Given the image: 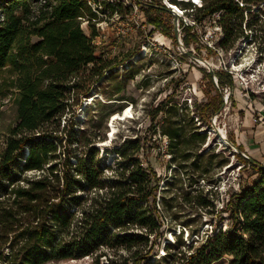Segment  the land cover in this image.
<instances>
[{"label":"trees","instance_id":"trees-1","mask_svg":"<svg viewBox=\"0 0 264 264\" xmlns=\"http://www.w3.org/2000/svg\"><path fill=\"white\" fill-rule=\"evenodd\" d=\"M238 1L242 5L236 0H203L199 13L200 18L220 13L219 45L224 50L247 40L244 14L264 4ZM100 3L111 13L123 12L121 6ZM96 17L86 0H0V98L14 93L16 112L0 150V264L84 257L92 264H213L223 258L228 264H264V164L244 159L240 146L235 156L241 169L249 167L256 178L228 191L219 211L227 214L225 228L215 225L210 235L195 245L188 243L185 250L180 231L174 242L164 244L162 261H153L163 227L176 222L177 206L204 214L215 211L213 193L220 182L210 171L228 160L203 152L207 134L195 117L219 114L223 88L234 83L229 74L216 72L215 84L209 74L214 95L207 92L208 99L196 112L174 101L173 90L147 113L152 136L126 137L111 151L105 148L100 161L95 143L104 137L78 135L82 130L75 129L76 111L108 75L129 70L134 52L119 63L98 53L93 41L98 35ZM83 20L88 21L89 34L81 27ZM244 28L252 32L254 25L248 21ZM178 86L177 81L174 88ZM156 130L160 142L167 139L168 168L173 166L164 186L151 162L141 158L144 140H152ZM157 148L161 152L162 146ZM107 154L114 158L111 163ZM185 227L189 237L198 236L199 227Z\"/></svg>","mask_w":264,"mask_h":264},{"label":"rangeland","instance_id":"rangeland-1","mask_svg":"<svg viewBox=\"0 0 264 264\" xmlns=\"http://www.w3.org/2000/svg\"><path fill=\"white\" fill-rule=\"evenodd\" d=\"M124 1L115 0V3L119 5L121 3L122 5ZM141 10L143 14L140 19L147 21L150 24L149 28L143 30L141 24L139 26L132 24L126 14L127 11L123 10L121 14L120 12L117 15L107 14L105 21L97 28L98 36L94 38L98 53H103L107 59H112L114 63H119L127 55L134 52L133 58L128 62L131 66L129 70L124 72L120 68L118 73L108 75V78L92 91L93 94L97 93L100 97L76 111L75 129L82 130L78 135L84 133L86 138L90 139L91 134L96 133L101 138L104 137V140H96L95 143V146L99 148L98 160L100 161L104 160L100 156L105 148L111 151L115 144L126 137L133 138L137 134L142 137L152 136L153 131L147 113L151 107H154L159 100L172 93L173 90L174 101L189 112H196L197 106L206 102L209 97L208 94L210 97L214 95V91L208 84L210 73L197 60H207L215 64L218 54L214 51L207 53L198 42L196 44L193 37L189 38L188 36L183 39V44L187 46V49H189L190 44H195L193 53L188 52L192 56L179 53L176 50L173 38L171 17L162 11H152L143 7ZM263 11L264 5L260 10L253 7L251 15L244 14L242 30L244 34H248L247 40H240L235 43L233 49L224 50L222 54V63L228 67L232 64L234 65L233 69L244 72L243 76L246 83L241 85L233 81V88L228 86L223 88L224 94V89H228L229 99L227 103H224L219 114L205 117L202 120L197 113V117L200 119V124L198 122L197 124L200 130L205 131L207 134L203 152L210 151V153L218 154L219 160H228V164L224 167L210 171V174L214 178H219L220 182L218 192L213 193L216 199L215 211L212 214H204L199 209L191 208L188 205L177 206L179 211L176 222H173L174 226L172 228L163 227V236L157 241V255L153 257V261H156V263L162 261L160 257L164 254V244L171 242V240L174 242L176 240L175 235L179 234L180 231L183 232L182 241L185 244V248H182V250H185L187 249L186 245L191 242L193 245L200 243L202 237L210 235L215 225L221 223L225 228L227 214L219 213V211L228 199V191H236L239 182H249L256 178V175L251 174L249 167L241 169L243 165L235 156V154H239L238 147L240 145L235 142L233 128L238 123V118L242 119L243 113L247 110L254 112L255 116L259 113L261 117H264ZM149 16L157 19L158 22L151 23L148 19ZM248 21H251L254 25L252 32L244 28L245 22ZM81 27L85 34H89L86 24H82ZM148 38L153 39L149 40V43L155 45L160 43L168 48L165 50L162 48L161 50L147 48ZM218 72L228 76L227 72ZM177 81L179 86L174 88ZM13 97L14 93H10L7 97L0 98V150L3 147L7 129L15 122L16 112ZM109 98H112V100H107ZM105 101H107L106 103L111 102L107 104L108 107L104 106L106 105L104 104ZM126 109L130 111L129 117L114 120L115 113H122ZM262 122H264V119ZM112 123L115 132L113 137H110L109 135L113 130ZM220 130H224V141L226 143L222 142ZM161 137L159 131L156 130L152 140L148 138L144 140L146 150L141 158L151 162L152 167L160 177L161 185L164 186L169 184L168 179L172 177L171 170L173 166L168 168L170 156L166 153L165 148L162 146L161 152L157 148L162 144L163 138L160 142ZM153 140L156 141L155 146L147 149L152 145ZM241 153H244L248 159ZM240 154L244 159H252L246 152H243V149H241ZM105 159L108 163H111L114 158L112 154H107ZM256 162L258 163V161ZM186 224L194 229L199 227L198 236L192 235L189 237V230L185 227ZM105 261V258H101V263H105ZM46 264H92V259L84 257L66 261H51ZM213 264H228V261L227 258H223Z\"/></svg>","mask_w":264,"mask_h":264},{"label":"built area","instance_id":"built-area-1","mask_svg":"<svg viewBox=\"0 0 264 264\" xmlns=\"http://www.w3.org/2000/svg\"><path fill=\"white\" fill-rule=\"evenodd\" d=\"M88 4L92 7L93 11L96 13L97 17L93 19V22L95 23L96 29L98 28L101 23L105 21L106 15L111 13L110 10L105 9L103 5H101V1H107L112 6H121L123 10H126L127 16H129L132 24L139 26L141 24V29L145 30L146 28H149L150 24L145 21L144 19H140L142 17L143 11L141 8H153L155 11H162L169 15L171 17V27L173 31V38L175 40L176 44V50L179 53H186L189 56H192L188 52L194 51V43L190 44L189 49H187L186 45L183 44V39L185 37H193L197 42L201 45V47L208 52H215L217 53V62L211 63L207 60H197L199 63H201L207 70L208 73L212 74V79L215 84H217V78L214 75L218 71H224L227 72L232 81H236L239 84L243 85L246 83L245 77L243 74L244 72H240L237 69H233L234 65H230L229 67L222 63V54L224 49L219 45L220 39L222 37V29L219 24L220 19V13H213L206 15L202 18L199 17L200 10L204 6L203 0H125L122 5L118 3H115V0H86ZM240 5H242L238 0H236ZM264 5V4H263ZM104 9V10H103ZM117 11H114L113 14L117 15ZM121 14V13H120ZM108 16V15H107ZM122 18V17H121ZM143 21L141 23V21ZM82 24H86L88 27V21L83 20ZM98 31V29H97ZM98 36V35H97ZM148 43L146 46L147 48H153L155 50H158L161 48L165 50L168 48L167 46H164L160 43H157L159 45H155L154 43ZM95 43V40H93ZM151 44V45H150ZM144 48V47H143ZM142 48V49H143ZM146 47L144 49H147ZM143 49V50H144ZM176 62H178L177 59H175ZM122 67V66H120ZM224 103H227L229 99V92L228 89H224ZM89 100V99H88ZM87 100V101H88ZM264 117H261L260 115L256 119V121L262 122ZM196 123L200 124L198 117H195ZM264 124V122H262ZM197 124V125H198ZM225 138H222V142L226 143L224 141ZM162 141V140H161ZM161 146H163L166 150L167 148V139L166 137H163V141ZM245 158L248 159L244 153H241ZM171 242H173L171 240ZM164 254H162L163 256Z\"/></svg>","mask_w":264,"mask_h":264},{"label":"crops","instance_id":"crops-1","mask_svg":"<svg viewBox=\"0 0 264 264\" xmlns=\"http://www.w3.org/2000/svg\"><path fill=\"white\" fill-rule=\"evenodd\" d=\"M257 115L250 110L245 111L242 119L237 117L238 123L233 128V133L236 144L242 147L243 152L264 164V124L256 121Z\"/></svg>","mask_w":264,"mask_h":264},{"label":"bare ground","instance_id":"bare-ground-1","mask_svg":"<svg viewBox=\"0 0 264 264\" xmlns=\"http://www.w3.org/2000/svg\"><path fill=\"white\" fill-rule=\"evenodd\" d=\"M92 96H93V98H92ZM90 97V98H89ZM88 98H86V100H88V101H86V105L88 104V103H91V102H93L96 98H98L99 97V95L97 94V93H94L93 95H91V96H89ZM104 98V97H103ZM107 102V101H106ZM109 103V102H108ZM114 115V114H113ZM129 115H130V111L128 110V109H126L124 112H122V113H115V115H114V120L115 119H125V118H127V117H129ZM111 127H112V132H111V134L109 135L110 137H113V134H114V127H113V123L111 124ZM220 134L222 135V138H225L224 137V130H220Z\"/></svg>","mask_w":264,"mask_h":264}]
</instances>
